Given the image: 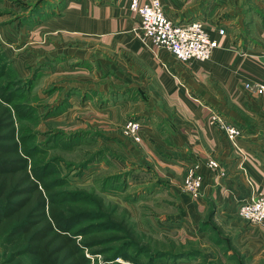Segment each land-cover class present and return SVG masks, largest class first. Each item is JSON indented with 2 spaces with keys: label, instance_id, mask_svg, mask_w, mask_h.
Listing matches in <instances>:
<instances>
[{
  "label": "crops",
  "instance_id": "1",
  "mask_svg": "<svg viewBox=\"0 0 264 264\" xmlns=\"http://www.w3.org/2000/svg\"><path fill=\"white\" fill-rule=\"evenodd\" d=\"M159 2L173 22L205 23L218 44L208 61L180 64L168 51L142 42L136 36L138 19L129 13L126 0L66 3L41 24L46 32L41 36L50 39L47 43L57 56L71 58H63L68 64L96 54L102 73L119 75L118 96L104 91L111 88L105 81L104 88H86V102H104L100 108L90 106V114L108 137L118 135L127 121L139 123V141L128 143L137 152L138 171L151 174L184 215L200 218L207 207L216 208L218 218L233 225L238 246L254 256L264 255V222L254 228L235 216L238 205L250 196H264V144L257 128L264 122V99L241 89L244 84L264 85V0ZM217 28L223 30L221 36ZM212 116L242 130L234 144L211 124ZM209 160L223 177L207 168ZM192 165L198 166L202 179L196 201L182 190Z\"/></svg>",
  "mask_w": 264,
  "mask_h": 264
},
{
  "label": "rangeland",
  "instance_id": "2",
  "mask_svg": "<svg viewBox=\"0 0 264 264\" xmlns=\"http://www.w3.org/2000/svg\"><path fill=\"white\" fill-rule=\"evenodd\" d=\"M74 1L0 0V70L4 67L6 73L0 77V88L3 94L16 96L15 104L23 117L16 120V126L27 134L26 143L35 155V164L48 173L47 180L53 184L57 196H61L58 198L62 206L86 205L80 195H70L74 192L99 197L104 203L117 206V212L126 211L128 222L141 236L140 243L146 246L145 254L135 255L127 247L129 243L115 242L112 237L115 232H102V222L90 218L77 224L74 230L88 229L110 237L95 247L107 251L92 255L91 262L264 264V255L254 256L248 248L237 245L233 225L218 218L216 208L207 207L204 213L200 212V218L184 215L165 190L160 191L151 174L138 171L137 152L128 146L135 143L122 135L123 126L115 137H108L104 128L95 126L90 106L100 108L104 102L87 103L90 91L86 88L96 84L99 87L108 81L111 88L108 86L104 91L118 96L119 75L116 77L110 71L102 73L96 64V54L91 59L84 56L79 63L68 64L63 58L70 57L57 56L47 43L50 39L41 36L46 33L41 24L61 12L66 3ZM80 88L84 89L82 96H79ZM257 128L259 141L264 144V122L259 121ZM239 131L241 135L242 130ZM260 150L264 155V146ZM123 246V255L114 258V254L110 255V248ZM0 264H8L1 248Z\"/></svg>",
  "mask_w": 264,
  "mask_h": 264
},
{
  "label": "trees",
  "instance_id": "3",
  "mask_svg": "<svg viewBox=\"0 0 264 264\" xmlns=\"http://www.w3.org/2000/svg\"><path fill=\"white\" fill-rule=\"evenodd\" d=\"M3 68L0 77L6 75ZM2 91L0 88V248L6 263L95 264L90 257L106 249L95 247L110 237L88 229L74 230L90 218L102 222V232H115V242L129 243L127 247L135 255L145 254L146 246L140 243L141 236L128 222L126 211L117 212V206L82 192L67 194L80 195L85 206H62L61 196L47 180L48 173L35 164L27 134L16 126V120H23L16 96ZM110 249L113 258L125 252V246Z\"/></svg>",
  "mask_w": 264,
  "mask_h": 264
},
{
  "label": "built area",
  "instance_id": "4",
  "mask_svg": "<svg viewBox=\"0 0 264 264\" xmlns=\"http://www.w3.org/2000/svg\"><path fill=\"white\" fill-rule=\"evenodd\" d=\"M126 3L129 13L138 19L136 36L155 49L168 51L180 64L190 61L206 62L218 46L217 41L210 38L205 23L200 20L173 22L165 15L159 0H126ZM215 31L218 36L223 34L222 29L217 28ZM241 89L250 97L264 99V85L244 84ZM210 122L223 132L230 144H234L240 135L238 128L215 116L210 118ZM139 127L138 122L127 121L122 127V135L137 143ZM206 166L217 171L219 177L224 176L215 162L209 160ZM201 180L197 165L186 170L182 190L193 201L199 198ZM235 216L250 225H261L264 222V196H250L238 205Z\"/></svg>",
  "mask_w": 264,
  "mask_h": 264
}]
</instances>
